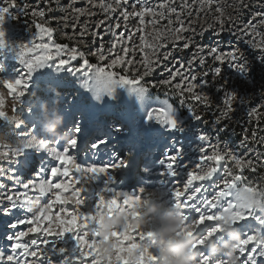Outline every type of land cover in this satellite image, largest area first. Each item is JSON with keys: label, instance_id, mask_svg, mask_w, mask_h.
Segmentation results:
<instances>
[{"label": "snow or ice", "instance_id": "6c2138e0", "mask_svg": "<svg viewBox=\"0 0 264 264\" xmlns=\"http://www.w3.org/2000/svg\"><path fill=\"white\" fill-rule=\"evenodd\" d=\"M52 2L58 3L59 0ZM75 2L71 0L72 4ZM136 4L140 5L138 10L128 11L131 6L129 0H100L93 7L100 9L108 19L94 26H78L80 38H84L89 27L100 29L107 25L106 31L119 29L122 26L120 22L109 23L117 12L125 27L131 18L139 20L140 26L133 32L120 33L118 37L114 33L115 42L107 50L103 44L99 46L98 58L103 64H92L79 46L56 43L52 40L55 30L39 23L35 25L38 33H30L31 38L15 49L14 64L9 62L11 58L0 59V148L4 149L0 151V159L10 165L6 170L0 169V176L7 172L6 178L14 184L13 189H7L0 182V189H4L0 191V215L15 216L9 224L10 234L5 237L8 251L0 249V264H162V260L168 258L158 256L153 250L155 228L145 229L140 223L144 218L143 209L157 191L168 205L182 215L183 224L177 229L176 236L193 240L190 252L195 256L196 264H264V184L257 185L243 175L245 170L255 171L256 165L232 150L225 151L219 144H213L204 131L194 133L197 141L195 152H188L175 139V134L183 133L187 127L186 118L180 113L181 108L187 110L188 123L203 119L189 101L196 102L205 110L213 107L212 97L203 91L205 88L214 87L218 94H222L220 103L215 105L219 112L213 121L216 125L231 119L235 111L234 102L246 106L249 101V97H242L229 88L223 67L227 64L238 76H246L251 61L246 58L245 51L238 44L230 51H223L219 40L211 46L199 43L197 37L203 38L208 29L202 28L199 33L194 31L198 26L191 23L194 12L199 16L206 12L214 15V23L218 27L209 25V28L217 38L228 23L235 24V28L229 30L235 39L258 51L259 58L264 62V32L259 30L264 28V10L252 13L246 24H239L232 20L231 15L224 16V5L218 0H181L177 6H174L175 0H162L154 7L143 5L142 0H136ZM254 5L264 9V2L237 0L235 11L239 14ZM13 10L18 15H13ZM64 10L73 11L75 16L84 15L81 9ZM28 11L27 5L18 8L16 0H0V48L5 44L4 20L9 15L18 19L20 15H27ZM47 11L54 9L49 6ZM32 15L44 18L46 12L34 9ZM75 16L68 17L67 21L73 22ZM146 16H150L147 23L154 26L152 33L146 32ZM94 34L103 38L98 31ZM36 35L41 40L46 36L51 43H36ZM136 36L139 37V46L135 44ZM146 37H150L151 42ZM245 37L251 39L246 40ZM118 45L120 52L113 58ZM169 45L173 51L167 50ZM189 49L195 51L186 60L176 57V51ZM137 52L141 54L139 67L133 57ZM63 54H67L66 58ZM207 58L213 60L214 66L199 75L195 74V66H205ZM173 60L178 67L168 66L167 62ZM117 65L120 66L119 71L116 70ZM161 66L168 73V78L152 81L150 77ZM65 74L77 81L78 95L111 97L122 86H131L140 98L135 102L146 122L141 124V131L162 124L160 130L173 137L171 145L165 147L155 166H144V178L138 182L143 186L132 194L117 190L120 174L129 167L127 158H131L136 150L130 130L120 124H110L106 128L97 116L94 120L96 134L88 142V151L97 155L107 154L108 160L85 165L78 163L70 154L72 150L79 149L86 110H77L71 119L72 127H67L70 109L60 108L57 103V90L66 86ZM157 88H164L170 96L177 98L175 112L153 107L150 92ZM5 91L15 102L10 111L13 114L22 113L23 119L8 114ZM36 91L51 94L48 104L63 114L61 131L70 138L62 140L60 136H50L42 131L40 106L45 99L43 96L36 97L35 101L28 99ZM259 95L261 104L247 112L250 119L259 120L264 115L260 112L264 108V91ZM9 126L12 127L9 129ZM21 129H27V132ZM227 129L228 125L224 124L218 133ZM115 138L125 139V150H115L111 143ZM256 142L264 143V138L257 141V132L253 130L251 140L245 134L241 144L246 146ZM36 153L47 154L52 161L59 162V166L36 168ZM228 162L234 168L229 170L224 167L225 177L220 178V168ZM40 163L43 165V160ZM29 169L36 178L25 182L19 174ZM45 173L51 179H40ZM153 177L158 185L150 184ZM216 180L220 183L216 184ZM180 183L182 187L178 186ZM205 183L215 184L216 191L211 198L204 195ZM169 184L172 187H168ZM17 185L23 191L17 192ZM69 192L70 196L65 195ZM70 204L71 211L68 210ZM117 213L121 214L122 223L112 226L111 231L105 234L106 218ZM21 226L25 230H18ZM228 228L239 233V240H231ZM41 235L43 238L39 242L35 238L26 239ZM225 239L229 242L228 247L210 255V243ZM171 242V238L166 241ZM104 243H110L111 252L108 255H101ZM225 256L227 258H223Z\"/></svg>", "mask_w": 264, "mask_h": 264}, {"label": "rangeland", "instance_id": "374dc122", "mask_svg": "<svg viewBox=\"0 0 264 264\" xmlns=\"http://www.w3.org/2000/svg\"><path fill=\"white\" fill-rule=\"evenodd\" d=\"M11 2V0H9ZM162 0H142V4L148 7H154L161 3ZM219 3L224 5L223 12L224 16L228 17L231 15L232 20L236 21V23L239 24H246L249 19L252 17V13L261 11L264 9H261L260 7H256L255 5L251 8L244 9L241 13H237L235 11L237 7V0H218ZM264 2V0H256V3ZM100 3V0H76L74 4L71 3V0H59L58 3L52 2V0H16L17 7H23L24 5L28 6V14L27 15H20L19 18H14L13 16L9 15L2 25V29L5 32L4 40L5 44L3 48H0V59L4 58H11L9 60L10 63H15V49L22 43L27 42L31 38L30 33H38V29L35 27L37 23L43 24L47 27L53 28L55 31L52 36V40H54L56 43L59 44H67L69 47H75L79 46L80 50L87 54L88 59L92 64H103L104 62L99 61V54L97 52V49L101 44L104 45V48L107 50L110 48L111 44L115 42L114 40V33L118 37L120 33H130L133 32L137 27H139V20L135 18H131L130 22L125 27L123 25V22L120 20L119 12L113 14L114 19H112L109 23L116 24L117 22L121 23V27L119 29L113 28L111 31H106L107 25H105L104 28L96 29L95 27H89L87 32L84 34V38H80V27L84 25H97L99 21L101 20H107V15L103 14L100 9L93 7V5H98ZM181 3V0H175L174 6H177ZM129 4L131 5L128 8V11H134L138 10L140 5L136 4V0H129ZM51 7L54 9V11L48 12V7ZM81 9L84 12V15L82 16H75V13L73 11H65L64 9ZM44 10L46 12V17L41 18L38 15L33 16L32 11L33 10ZM13 15H18V13L13 10ZM75 19L73 22H68V17H74ZM239 17V18H238ZM150 19V16H146V32L152 33L154 26L151 23H147V21ZM175 19V17H173ZM166 23V21L164 22ZM191 23L194 25H198L194 31L199 33L201 29H208V31L205 33L203 38L197 37V41L203 45H213L216 43L217 40H219V43L221 45V48L223 51H230L232 47L239 45L240 48H242L246 53V58L251 61L250 64V71L246 76H238L233 68H231L229 65L225 64L224 67V74L228 81V86L231 89H234L240 96H247L249 97V101L246 106H242L240 104H237L234 102V109L235 111L231 114L230 120H223L220 125H216L213 123L216 116L219 115V112L216 110L215 105L220 103V95L216 92V89L214 87L209 86L208 88H205L203 91L208 93L213 100V107L211 109L205 110L202 106L196 104L194 101H189L190 103H193L194 107H196V110L198 114L202 115L203 119L201 121H191V123H188V113L186 109L181 108L180 113L182 116H184L185 124L187 125L185 131L183 133H176L175 139H178L181 144H183L187 149L188 152H195L196 151V145L197 141L195 140L194 133L199 131L207 132L209 137L211 138V142L213 144H219V146L224 149L225 151L232 150L236 153H238L241 157H246L248 160H252L253 163L257 167V182H255L257 185L264 184V180L261 177L258 178L259 174L261 172L264 173V143L256 142V143H249L248 145H242L241 141L245 134H239L241 132H244L246 130L249 131V134L247 133L249 140H251V133L253 130L257 132V141L260 140V138H264V115L261 116L259 120L256 119H250L247 112L254 107H257L261 104V96L259 93L264 91V62L261 61L259 58V52L254 51L253 49L249 48L246 43L238 42L235 37L233 36L232 32L229 31L230 29L235 28V24L228 23L225 27V31L221 33L220 37H216L212 30L209 28V25L212 26V28H217L218 25L214 23V15L211 12H206L205 15L199 16L196 15L195 12L192 15ZM80 26V27H78ZM187 26V25H185ZM261 32H264V28L259 29ZM99 32V35L103 38H97V35L94 33ZM146 39L151 42L150 37H146ZM245 39H251V37H245ZM36 43H51L45 36L43 40L40 39L39 35H36L35 38ZM63 42V43H61ZM139 37H135V44L136 46H139ZM180 47H182V42H180ZM168 51H173V48L171 45H169ZM195 51V49H189L185 50L183 52L176 51L175 55L178 59L186 60L190 55L191 52ZM119 45L117 46L115 53H113V58H115V54L119 53ZM54 54V53H50ZM107 51L105 52V55L107 56ZM122 54V53H120ZM66 55L67 54H63ZM134 59L137 61V67H139V60L141 59L140 53H134L133 54ZM132 58V57H130ZM110 62V61H109ZM75 63V62H74ZM169 67H173L175 65L178 67L179 65L176 64V61H170L167 62ZM214 66V62L211 58H207L206 65L200 66L197 64L195 66V74L199 75L202 72L208 71L210 67ZM120 66H116V70L119 71ZM173 70H175L173 68ZM168 78V73L164 71L163 66L156 69V71L152 74L150 79L152 81H161ZM208 79H211V75H209ZM77 81L73 79L71 76H68L65 74V84L66 86L63 88H60L57 90L58 92V99L57 103L60 108L67 107L70 109L69 116L73 112H76L77 110L83 108L86 110V116L83 121V128L82 133L80 135V141H79V149L78 150H72L71 155L74 156L78 163H83L85 165L90 163H103L108 160V155L106 154H95L90 151H88V142L87 146L82 149L81 155L78 152L80 150V146L83 144L84 139L87 134V130L90 126V121L94 120L96 116H99L103 122L104 125H110V124H120L125 129L130 130V132H133L132 138L136 142V150L134 155L131 158H127L129 160V167L130 169H127L126 172L120 174L119 181L117 185V190L127 191L129 194H132L133 191H135L138 187L143 186L142 184L138 183L135 187H123L122 183L125 182V174H128L129 176L136 175L139 178H144V173L141 172L142 168H144L145 165H151L155 160H158L159 157L163 154V151L165 147H168L171 145L173 137L166 135L165 132L161 131L160 129L163 128L162 124H159V127L149 128L147 131H141L140 126L143 123H146L143 119V116L141 114L140 107L138 103L135 101L139 100L140 98L137 97L136 92L133 91L132 87L129 85H124L121 88L117 90V92L113 96H107L103 95L100 97L96 96H89L86 94H79V90L76 87ZM84 95V98H82ZM43 96L45 101L42 102L40 108L43 113V121H42V131L49 135L47 129L48 126L57 123V122H63L64 117L63 114L51 108L49 106V102L52 99L51 94L42 93L39 91L35 92V95L32 97H28V99H31L35 101L36 97ZM150 96L152 100L154 101L153 107L155 108H162L165 111L171 110L172 112L176 111V107L174 105L177 104V98L170 96L168 91L164 88H157L152 89L150 92ZM5 97V108L8 110V114L15 115L18 119H23L22 113H15L13 114L10 111V106L15 103L11 100L10 97H8L7 92H4ZM65 102L64 104H62ZM114 106H118L117 109H112ZM178 107V105H177ZM222 107V105H221ZM56 112L58 113L57 115ZM260 112L264 114V108L260 109ZM109 114V115H108ZM108 116L107 119L105 116ZM159 123V122H157ZM224 124L228 125V129L225 132L218 133V129L220 127H223ZM238 126L241 131L240 133L234 132V127ZM60 126V124H59ZM12 126H9V129ZM95 127V126H94ZM238 127L236 129H238ZM22 132H27V129H21ZM96 134V131L93 133V136ZM92 136V137H93ZM60 138L62 140H67L65 138V135H61ZM148 138H151V143L156 144V147L150 151H141L143 148L144 143ZM125 143V140L113 142L112 145L115 148V145H122ZM116 146V147H117ZM3 148H0V151H3ZM125 150V148H124ZM116 151H122L117 150ZM160 153V154H159ZM81 158H79V156ZM43 160V165H41L40 161ZM188 161H185L187 163ZM59 166V162L52 161L51 158L47 154L42 153H36L34 157V166L36 168H40L41 166H45L46 168H50L51 166ZM132 166V167H131ZM152 166V165H151ZM10 165L0 159V169H8ZM224 167L229 168V170H232L234 168V165L231 162L225 163L221 166L220 171L218 173V176L220 178L225 177ZM248 173V174H247ZM249 173H254L255 171H249L245 170L243 172V175L247 177L249 181L250 178L248 177ZM7 172H5L4 176H0V182H3L6 185L7 189H13L14 184L11 181V179L6 178ZM20 178L23 181H28L35 179V174L29 169L23 173H20ZM250 176V175H249ZM40 179H51L50 176L45 173L40 177ZM63 179V177H62ZM150 181L155 182L158 185V181H156V178H151ZM216 184L220 183V180H216ZM170 187V186H169ZM180 187H182V183H180ZM17 192L23 191V189L20 186H15ZM205 189L204 195L211 198L216 191L215 184L210 185L205 183ZM151 190V187H150ZM0 191H4V189H0ZM152 191H157L153 189ZM138 194V193H137ZM65 195L70 196V192L66 193ZM160 197V200H156V198ZM168 208V211L173 209L170 205H167L164 197L160 196L158 191L157 194L152 198L151 202L148 203L144 211V220H147L149 224L154 227L156 226V222L154 221L155 215H158L161 213V210L165 206ZM4 207H7V205H4ZM59 207V206H57ZM149 208H155L156 211H147ZM68 210H72V206H68ZM153 216H152V215ZM167 215V214H166ZM166 215L162 216V222L163 226L165 224V217ZM15 216H9L4 217L0 215V249H3L5 252L8 251L7 244L5 237L6 234H10L9 232V224L11 223V220H13ZM155 222V225L153 223ZM162 225V223H161ZM18 230H25L23 226H21ZM70 236V234H68ZM229 235V234H228ZM230 236V235H229ZM35 238L38 240V242L43 238L41 236H32L26 239ZM228 242L227 239L222 241H213L212 243L220 246L223 248L224 242ZM59 244V242H57ZM71 246V245H69ZM43 247V245H41ZM211 245H209L210 250ZM223 258H227L226 256Z\"/></svg>", "mask_w": 264, "mask_h": 264}, {"label": "clouds", "instance_id": "9594fccd", "mask_svg": "<svg viewBox=\"0 0 264 264\" xmlns=\"http://www.w3.org/2000/svg\"><path fill=\"white\" fill-rule=\"evenodd\" d=\"M2 91V89H0ZM50 136H61L64 133L59 129V122L53 123L48 126L47 129ZM2 141V137H0ZM259 206V205H257ZM144 211V210H143ZM147 211H156L155 208H149ZM106 227L103 229L105 234L111 231L112 226L119 225L122 223V216L117 213L111 218H106ZM140 223L145 229H150L151 225L147 220H141ZM183 224L182 215L176 210L171 209L165 217V224L163 227L156 231V237L152 242V247L155 253L160 257H167V260H162V264H196L195 256L190 252L193 240L185 237H177V229ZM227 233L230 235L231 240H239V233L232 228L227 229ZM171 238V243H166V241ZM229 242H224L223 248L228 247ZM211 247L209 250L210 255L219 253L223 248L210 243ZM111 252L110 243H104L101 246V255H108ZM231 255V252L229 253Z\"/></svg>", "mask_w": 264, "mask_h": 264}, {"label": "bare ground", "instance_id": "6f19581e", "mask_svg": "<svg viewBox=\"0 0 264 264\" xmlns=\"http://www.w3.org/2000/svg\"><path fill=\"white\" fill-rule=\"evenodd\" d=\"M82 98H84V95H83V97ZM65 102H63L62 104H64ZM118 108V106H114L112 109H117ZM75 113L76 112H73L72 114H70V116H69V120L67 121V127H72V121H71V119H72V117L75 115ZM58 113L56 112V114L55 115H57ZM109 115V114H108ZM97 117V116H96ZM95 117V118H96ZM106 117V119H107V115L105 116ZM95 118H94V120H95ZM94 120H91L90 121V126H89V128H88V132H87V134H86V137H85V139H84V142H83V144L80 146V150L78 151L79 153H80V155H81V151H82V149L83 148H85L86 146H87V141H89L91 138H92V136H93V133L96 131V127H94L95 126V123H94ZM59 124H60V126H59V129L61 130V125L63 124V122H59ZM106 128L108 127V125H104ZM63 132V131H62ZM164 132V131H163ZM131 134H133V132H130ZM105 134H107V133H105ZM65 138L66 139H68V138H70L69 136H66L65 135ZM121 140H125L124 138H115V139H113L112 141H111V143H113V142H119V141H121ZM117 145H115V148L118 150H124V148H126V144L124 143V144H122V145H118L117 147H116ZM156 147V144H154V143H151V138H148V140H146V142L144 143V145H143V148H142V150L141 151H150V150H152V149H154ZM115 149V150H116ZM160 154V153H159ZM107 155V154H106ZM79 156V155H78ZM79 158H81V156H79ZM155 162H156V160L151 164L152 166H155ZM132 167V166H131ZM128 169H130V168H128ZM125 172H126V170H125ZM141 172H143V168H142V170H141ZM122 175V174H121ZM125 182H123L122 183V186L123 187H135L137 184H138V182L142 179L141 177L139 178L138 176H136V175H134V177H133V175H132V177H131V175L129 176L128 174H125ZM151 183H155V182H153V181H150V184ZM173 183H175V181H173ZM134 184H136V185H134ZM207 184V183H206ZM172 187V184H169L168 185V187ZM178 186H180V184L178 185ZM156 200H160V197H158L157 196V198H156ZM71 205V204H70ZM168 205V204H167ZM165 206V205H164ZM168 208L165 206V207H163V209L161 210V213L160 214H158V215H155V217L153 218L154 219V221H157L156 223V226H154V228H155V230H158L159 228H161V227H163V222H162V216L163 215H166L168 212ZM152 215V214H151ZM153 216V215H152ZM145 218H146V216H144ZM161 223H162V225H161ZM153 225H155V222L153 223ZM71 235V234H70ZM211 245V244H210ZM224 246V245H223Z\"/></svg>", "mask_w": 264, "mask_h": 264}, {"label": "trees", "instance_id": "16d2710c", "mask_svg": "<svg viewBox=\"0 0 264 264\" xmlns=\"http://www.w3.org/2000/svg\"><path fill=\"white\" fill-rule=\"evenodd\" d=\"M61 43H63V42H61ZM238 126L236 125L235 127H234V132L237 134V133H240V131H241V129L238 127V129H236ZM249 134V131L248 130H246V131H244V132H241L240 134H239V136L241 135V134ZM255 175H254V173H249V175H248V177L250 178V180L251 181H255V182H257V167H256V170H255ZM248 174V173H247ZM261 177V180H262V178H263V180H264V173L263 172H261V174H259V176H258V178H260Z\"/></svg>", "mask_w": 264, "mask_h": 264}]
</instances>
